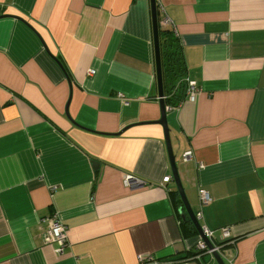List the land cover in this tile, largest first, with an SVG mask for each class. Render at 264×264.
Here are the masks:
<instances>
[{"label": "crops", "instance_id": "1", "mask_svg": "<svg viewBox=\"0 0 264 264\" xmlns=\"http://www.w3.org/2000/svg\"><path fill=\"white\" fill-rule=\"evenodd\" d=\"M155 5L197 87L165 105L186 198L225 264H264V0ZM161 112L150 0H0V264H218L171 198Z\"/></svg>", "mask_w": 264, "mask_h": 264}, {"label": "trees", "instance_id": "2", "mask_svg": "<svg viewBox=\"0 0 264 264\" xmlns=\"http://www.w3.org/2000/svg\"><path fill=\"white\" fill-rule=\"evenodd\" d=\"M157 28L160 50L161 77L163 86L164 104L168 107H175L184 99L187 89L186 67L181 53V45L177 35L168 25H162L157 12ZM171 198L175 206H182L176 190L170 191ZM183 207V206H182ZM190 232L195 231L189 220L180 223ZM232 239L223 238L220 245L231 244ZM207 253L205 250H198L196 254Z\"/></svg>", "mask_w": 264, "mask_h": 264}, {"label": "water", "instance_id": "3", "mask_svg": "<svg viewBox=\"0 0 264 264\" xmlns=\"http://www.w3.org/2000/svg\"><path fill=\"white\" fill-rule=\"evenodd\" d=\"M150 9H151V24H152V37H153V46H154V56H155V71H156V81H157V93H158V99L161 106V118H160V124L163 126L164 129V135H165V142L166 147L168 151L169 156V162L172 170V179L175 182L176 190L179 193V197L182 201L183 207L188 214V217L192 221L193 225L195 226L198 234L200 235L201 239L205 242L206 246L209 249L214 248V245L211 243V241L204 236L202 233L201 226L193 213L190 204L188 202V199L186 198L183 186L181 184L180 178L178 176V171L175 163V157L172 152V147L170 143L169 133H168V126L166 123V114H165V104L163 99V86H162V77H161V63H160V50H159V39H158V28H157V18H156V5L155 0H150ZM184 218V215H182ZM212 256L215 258L218 264H225L223 259L221 258L220 254L217 250L212 251Z\"/></svg>", "mask_w": 264, "mask_h": 264}, {"label": "built area", "instance_id": "4", "mask_svg": "<svg viewBox=\"0 0 264 264\" xmlns=\"http://www.w3.org/2000/svg\"><path fill=\"white\" fill-rule=\"evenodd\" d=\"M93 71H90V73ZM197 94V87L195 86V84L191 81L188 82L187 84V98L190 101H193L195 99V96ZM168 109L171 107L166 106ZM192 156L190 151H186L183 155L184 159L188 160L190 159ZM170 180V176L166 175L163 177L162 181L163 182H168ZM124 182L126 185L130 186V187H134L136 185H138V180L135 179L132 176H126L124 179ZM200 201L202 204H206L209 202V198L207 196L206 193H201V198ZM220 232L223 238H226L229 236V229L227 227H222L220 228ZM202 233L204 234L205 237H207L208 239L214 237V231L206 229V228H202ZM44 239L46 241H54L56 242L61 248V246L64 245L65 241H66V227L65 225L60 222L58 219L51 218L49 219V227L47 228L45 235H44ZM196 249L198 250H205L207 253H209L210 255H212V251L220 249V247L218 246H214V248L209 249L205 242L200 239L197 244H196ZM153 262H158L156 259L153 258L152 260Z\"/></svg>", "mask_w": 264, "mask_h": 264}]
</instances>
